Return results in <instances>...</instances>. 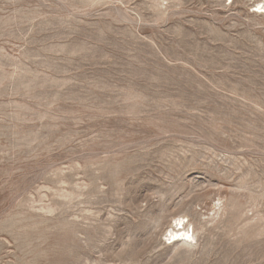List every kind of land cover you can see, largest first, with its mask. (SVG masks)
Returning <instances> with one entry per match:
<instances>
[{"label": "rangeland", "instance_id": "1", "mask_svg": "<svg viewBox=\"0 0 264 264\" xmlns=\"http://www.w3.org/2000/svg\"><path fill=\"white\" fill-rule=\"evenodd\" d=\"M262 3L0 0V264H264Z\"/></svg>", "mask_w": 264, "mask_h": 264}, {"label": "bare ground", "instance_id": "2", "mask_svg": "<svg viewBox=\"0 0 264 264\" xmlns=\"http://www.w3.org/2000/svg\"><path fill=\"white\" fill-rule=\"evenodd\" d=\"M262 6H258L259 12H262L260 8H264V0H261ZM260 4V2L258 3ZM185 216L179 214L175 216L169 226L168 230L165 233V238L171 244L178 245L183 244L187 247H194L196 245V237L194 234V228L186 225L184 221Z\"/></svg>", "mask_w": 264, "mask_h": 264}, {"label": "built area", "instance_id": "3", "mask_svg": "<svg viewBox=\"0 0 264 264\" xmlns=\"http://www.w3.org/2000/svg\"><path fill=\"white\" fill-rule=\"evenodd\" d=\"M257 9H258V8H257V7H255V8H254V11H256Z\"/></svg>", "mask_w": 264, "mask_h": 264}]
</instances>
